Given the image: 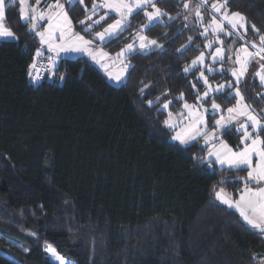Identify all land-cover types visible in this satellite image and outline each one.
Instances as JSON below:
<instances>
[{"label":"trees","instance_id":"16d2710c","mask_svg":"<svg viewBox=\"0 0 264 264\" xmlns=\"http://www.w3.org/2000/svg\"><path fill=\"white\" fill-rule=\"evenodd\" d=\"M5 1L16 39L0 41V264H59L49 247L65 264H258L264 233L216 198L220 188L239 196L247 168L209 163L201 138L183 145L164 123L166 101L177 114L206 90L200 66L184 71L207 40L186 0H157L168 15L144 33L160 47L133 52L120 84L79 55L58 61L63 83L38 85L29 81V67L39 36L19 1ZM91 5L66 3L76 32L85 34L78 21ZM227 7L246 17L248 39H259L252 25L264 34V0H228ZM203 14L210 15L207 7ZM130 21L105 41L108 53L117 54L147 23L143 10ZM208 79L232 76L215 72ZM239 86L261 113L263 86ZM232 89L207 103L233 106ZM217 117L208 113L210 130ZM220 134L218 140L242 146L237 128Z\"/></svg>","mask_w":264,"mask_h":264},{"label":"snow or ice","instance_id":"6c2138e0","mask_svg":"<svg viewBox=\"0 0 264 264\" xmlns=\"http://www.w3.org/2000/svg\"><path fill=\"white\" fill-rule=\"evenodd\" d=\"M15 2V0H13ZM228 0H222V2L211 3L210 11L213 13L211 20L207 25H204V17L202 15V9H204L208 0H200V3L195 7V16L197 22L203 27L201 35L207 37L209 34L214 35V40L209 42L205 47L212 48L215 43L223 44V41L219 40L220 35H238L240 39H244V35L240 34V29H244L246 34L247 28L245 27L246 17L239 12L229 13L227 8ZM20 9L19 12L22 14L24 21L30 22L31 30L35 31L38 27L39 21L47 19V27L44 31H36V35L40 37L42 45H47L48 50L56 52L60 51H86L92 56L94 60L99 62L98 57L103 59L109 54L104 52L103 49H98L96 52L93 51L95 40L100 42L107 41L111 43L113 39H117L123 31L131 27L129 18L134 14H139L140 10H143V14L146 17L147 23L141 24L139 31L136 33V38L140 41V49H145L150 46H157L155 39H148L142 33L145 30H150L154 27L160 18L168 15L167 12L162 11L158 8L157 0H92L91 8L85 7L87 15L84 19L78 21V24L82 26V30L85 34L92 32L96 25H99L102 21H105L109 16V11L115 13L118 18L112 23L108 24L102 31L96 32L93 39H85L84 35L73 30L72 20L69 18L68 12L65 10V4L60 3V0H55V3L48 4L46 9L38 10L41 0H35V4L31 3V0H19ZM71 6L75 4H84V0H66ZM184 9H188L190 4L185 2L183 4ZM151 8L152 11L148 9ZM103 10V15L100 12ZM216 14L220 15V19L217 20ZM93 17H98L94 19ZM171 19V17H169ZM5 19V0H0V37H13L15 34L4 25L3 20ZM187 20L188 17L186 16ZM225 23L230 26L231 31L225 29ZM253 30L257 33L259 40L257 41H246L244 46L237 49L235 52V60L233 63L238 67L230 69L231 76L234 77V83L236 88L233 92H228V98H232L233 95L238 97L236 106L229 107L227 109L228 116L225 118L221 116L220 119L215 120L213 129L220 128L223 131H228V125L232 121H236L239 117H244V122L239 125L238 131L242 132L241 144L242 147L239 150H233L226 143L221 141L220 148L209 150V163H219L221 165L227 164L230 168H237L243 170L247 168V176L239 178L243 180L244 186L239 194L238 200H232L222 195L223 190L217 192L216 195L223 203L229 207H234L239 211L240 216L244 221L247 222L254 229H258L259 232L264 233V136L260 133L264 132V113H255V110L248 104H245L244 97L239 89V84L248 71L249 64L255 60L259 68L255 72L254 76L258 77L262 86H264V34L260 33V30L252 25ZM57 38L60 43H56ZM191 40V38H189ZM249 47L253 51L249 50ZM134 51L133 44H127L124 48L116 54L117 58L122 57L125 53H132ZM40 51L37 50V55H40ZM213 62H223L224 51L222 48L217 47L214 53H210ZM231 60L232 57L229 56ZM54 65V59L50 58ZM205 60V53L201 52L198 57L191 61L190 65H186L184 68L185 72L197 65H203ZM130 65H124L125 68ZM35 63L30 65V68L34 69ZM106 67V65H105ZM205 68L209 72H214L215 69L205 65ZM222 71H228V69H222ZM31 75V73H29ZM121 75H117L115 79L119 81ZM36 79L37 77H33ZM200 78L203 79V83L206 86V90L197 97V105H190L187 102L184 103L183 108L187 110L186 115L181 112L177 117V123H173L172 113H169V119H166L164 123L170 127H177L179 123H183L187 120L188 123L181 131L177 132L174 137L176 140L183 144H187L190 141L196 140L198 137H203L205 143L219 139L216 136L215 131L212 132L211 136L207 134V121L203 114H201V108L203 104L208 102L210 93H222L227 91L228 88L232 87L233 82L226 84H219L213 88L209 83L208 78L202 71ZM147 87V85H145ZM195 87V85H193ZM143 92V89H141ZM183 98L181 93L178 99ZM159 99V98H157ZM152 102L149 101V104ZM168 103H165L163 107L168 108ZM221 106L215 102L214 99L211 101V109L213 112L220 110ZM207 108H203L204 113H208ZM255 113V114H254ZM249 128L252 131H249ZM211 157H215L212 160ZM256 158L255 163L253 158ZM255 185L250 186V185ZM47 251L51 253L59 264H65L63 257L54 249L47 248ZM260 264H264V259H261Z\"/></svg>","mask_w":264,"mask_h":264},{"label":"rangeland","instance_id":"374dc122","mask_svg":"<svg viewBox=\"0 0 264 264\" xmlns=\"http://www.w3.org/2000/svg\"><path fill=\"white\" fill-rule=\"evenodd\" d=\"M185 2H187V3H189L190 4V7L188 8V10H189V15H192V13H195V7H196V5H198L199 3H200V0H186ZM184 2V3H185ZM213 2H222V1H218V0H215V1H212V0H208V4H207V9L209 10V12H210V15L209 16H204V14H203V9H202V15H203V17H204V25H207L209 22H210V20H211V16H212V12L210 11V7H211V3H213ZM61 3H63V2H61ZM157 6V5H156ZM158 7V6H157ZM159 8V7H158ZM228 8V7H227ZM161 9V8H160ZM149 11H152V9L151 8H149L148 9ZM162 10V9H161ZM107 11H109V16H112V18L110 19V17L108 16L107 18H106V20L105 21H102L99 25H96L94 28H93V30H92V32H90L92 35H91V37H89V36H87V35H85V34H83V33H81V32H78V33H80L81 35H84L85 36V39H93L94 38V36H95V33L96 32H100V31H102L105 27H107V25L108 24H110V23H112L113 21H115L117 18H118V16L115 14V13H113V12H111L110 10H107ZM163 11V10H162ZM228 11H229V9H228ZM233 12H238V11H233ZM229 13H231L230 11H229ZM240 13V12H239ZM242 14V13H241ZM100 15H103V10L100 12ZM243 15V14H242ZM216 16H217V20H219L220 19V15L219 14H216ZM244 16V15H243ZM132 17V16H131ZM131 17L129 18V22H131L130 20H131ZM245 17V16H244ZM94 19H96V18H98V17H93ZM197 19V18H196ZM160 20H162V17L160 18ZM200 24V23H199ZM38 25H39V23H38ZM200 26H201V24H200ZM245 27L247 28V31H248V22H247V20H246V22H245ZM201 28H202V32H203V27L201 26ZM225 29L227 30V31H231V29H230V26H228L226 23H225ZM73 30H74V28H73ZM35 31H44V28H42L41 29V27H37V29L35 30ZM75 32H76V30H74ZM137 33V32H136ZM136 33L134 34V36H133V40L131 41V42H129L128 44H133L134 45V51L133 52H135L136 50H139V51H148V50H151V46L150 47H148V48H145V49H140V47H139V44H140V41L136 38ZM143 35H145V33L143 32L142 33ZM240 34L241 35H244V39H240L239 38V36L238 35H231V36H228V35H220L219 36V40L220 41H223V44H220V43H215V45H214V47H212V48H207V47H205V49L202 51V52H204L205 53V60H204V64L203 65H197V66H200L201 67V71H200V73L203 71L204 72V75L208 78V73H215V72H224V71H222V69H228V73H230V75H231V71H230V69H232L233 67H238V65H235L234 63H233V61L235 60V52H236V50L237 49H239V48H241L242 46H244V44H245V42L246 41H257L258 42V40L259 39H253V38H250V39H248L247 38V36H246V34H247V32H246V34L244 33V29H240ZM146 36V35H145ZM204 36V35H203ZM147 37V36H146ZM205 37V36H204ZM40 38V37H39ZM148 38V37H147ZM149 39V38H148ZM207 40H206V42H205V46L209 43V42H211V41H213L214 40V35L213 34H209L208 36H207V38H206ZM56 43H60V40L57 38V40H56ZM105 42H100L99 40H95V42H94V46H93V51L94 52H96L98 49H103V51L104 52H106V49L104 48V46H103V44H104ZM127 45V44H126ZM125 45V46H126ZM124 46V47H125ZM123 47V48H124ZM217 47H220V48H222L223 49V51H224V57H223V62L221 63V62H213V59H212V56L210 55V53H214L215 51H216V48ZM152 49H154V48H152ZM41 50L42 51H45V50H48V47H47V45H42L41 44ZM249 50L250 51H253V49H251V47H249ZM49 52H53V51H50V50H48ZM120 52V51H119ZM118 52V53H119ZM132 52V53H133ZM54 53V52H53ZM132 53H125V55L124 56H122V57H119V58H117V56H116V54L115 55H113V56H115V58H116V61H117V63L119 64V65H116L117 66V70H123V67L122 66H124V65H126V64H128L127 63V59H128V57L132 54ZM201 53V52H200ZM53 55H55V58H54V60H55V63H57V61H58V57H71V58H74V57H77V56H79V55H85V56H87V57H89L92 61H94L99 67H101L103 70L104 69H106V67H105V65H107L108 64V62H109V60L108 59H106V58H103V59H100L99 57H98V60H99V62H97V60H94L93 58H92V56L91 55H89V53L88 52H86V51H72V50H69V51H60L58 54L55 52ZM200 55V54H199ZM198 55V56H199ZM197 56V57H198ZM229 56H231L232 57V59L230 60L229 59ZM195 59V58H194ZM191 64V63H190ZM189 64V65H190ZM216 64V65H215ZM205 65H207L208 67H212L213 69H215V71L214 72H209L208 71V73L206 72L207 70H206V68H205ZM194 67H196V66H194ZM194 67H192V68H194ZM258 68H259V65H258V63L255 61V60H253L250 64H249V66H248V71H247V73H246V75L244 76V78L242 79V81L240 82V84H249V85H251L252 86V84H255V82H258L259 84H261L260 83V80H259V78L258 77H255L254 76V74H255V72L258 70ZM116 69L115 68H110V69H107L105 72H106V74L110 77V78H112V74H114V71H115ZM125 78H121L119 81H115L114 80V82L115 83H118V84H120L123 80H124ZM234 77H232V80H230V81H221L220 83H211L210 81H209V83L210 84H213L212 85V87L213 88H215V87H217L219 84H226V83H229V82H233L232 83V87H233V89L232 90H230V92H233L234 93V90H235V88H236V84L234 83ZM203 80V79H202ZM209 80V79H208ZM239 84V85H240ZM239 89H240V86H239ZM224 92V91H223ZM240 92L242 93V95H243V97H244V103L245 104H248V102L246 101V99H245V95H244V92L240 89ZM262 93L264 94V86H263V91H262ZM216 93L215 92H213V93H210V96H214ZM237 99H239L238 97L236 98V103H237ZM208 101H209V99H208ZM165 103H168V108L166 109V110H168V112H171L170 111V104H171V101L170 100H168V101H166ZM164 103V104H165ZM236 103L233 105V106H230V107H234V106H236ZM188 104H190V105H197V103H188ZM217 104H219V103H217ZM220 105V104H219ZM249 105V104H248ZM221 106V108H220V110H218V111H215V112H213V110L211 109V103H204L203 104V108H207L209 111H208V113H212V114H218L219 115V117H217L216 119H220V117L221 116H224L225 118H227V116H228V113H227V109L229 108V107H223L222 105H220ZM250 106V105H249ZM203 108H201V114H203L204 115V117H205V120L207 121V129H208V132H207V134L211 131L210 129H209V127H208V120H207V115H208V113H204L203 112ZM253 109V108H252ZM255 110V109H254ZM262 110V112L261 113H264V109H261ZM181 112H184V114L186 115V113H187V110L186 109H182V111ZM180 112V113H181ZM172 113V112H171ZM180 113H177V114H175V113H172V120H173V123H177V117H178V115L180 114ZM255 113H258V111L257 110H255ZM254 113V114H255ZM167 119H169V116L167 117ZM244 117H239L236 121H232L229 125H228V129L229 128H231V127H236V128H239V125L241 124V123H243L244 122ZM188 123V121L187 120H184L183 121V123H179L178 124V126L177 127H171L172 129H174L175 131H176V133L174 134V137L176 136V134H177V132H179V131H181V129L182 128H184L185 126H186V124ZM169 126V125H168ZM213 131H215V133H216V136L217 137H219L220 138V131H222V129H220V128H215V129H212V132ZM249 131H252V129H249ZM212 132L210 133V135L209 136H211V134H212ZM199 138V137H198ZM197 138V139H198ZM203 138V137H202ZM175 139V138H174ZM196 139V140H197ZM176 140V139H175ZM196 140H194V141H196ZM194 141H190L189 143H187V144H183V145H189V144H191V143H193ZM221 141H223V140H221ZM220 141V142H221ZM180 142V141H179ZM204 142H205V140H204ZM219 142V143H220ZM224 142V141H223ZM181 143V142H180ZM210 143V146L208 147V149L210 150V149H213V147H217V145L219 144V143H216V142H214L213 143V141L212 142H209ZM205 144V143H204ZM221 190H223V192H222V195H224V196H226V197H228V198H231L232 200H238L239 199V196H235L233 193H231L230 191H228V190H226V189H224V188H220L217 192H220ZM216 198H217V200H218V202H220V203H222V204H225V203H223V201L221 200V199H219L218 197H217V195H216ZM225 205H227V204H225ZM228 206V205H227ZM231 208H233V209H235L234 207H231Z\"/></svg>","mask_w":264,"mask_h":264},{"label":"built area","instance_id":"2783aa9c","mask_svg":"<svg viewBox=\"0 0 264 264\" xmlns=\"http://www.w3.org/2000/svg\"><path fill=\"white\" fill-rule=\"evenodd\" d=\"M39 51L41 53L40 55H37V51L33 54L31 65L35 63L36 67L34 69L29 67V73H31V75L29 74V81L33 85H38L43 82L63 83L65 73L59 70V65L55 63V60L53 65L50 58L54 59V57L41 49ZM33 77L37 78L34 79Z\"/></svg>","mask_w":264,"mask_h":264},{"label":"crops","instance_id":"0c3cea01","mask_svg":"<svg viewBox=\"0 0 264 264\" xmlns=\"http://www.w3.org/2000/svg\"><path fill=\"white\" fill-rule=\"evenodd\" d=\"M19 1V0H18ZM61 2H63L64 4H65V10H66V0H60V3ZM31 3L34 5L35 4V0H31ZM51 3H55V0H41V3H40V5H39V8H38V10H42V9H46V7H47V5L48 4H51ZM5 5H6V1H5ZM67 11V10H66ZM6 15V14H5ZM69 18H70V16H69ZM71 19V18H70ZM3 23H4V25L5 26H7L6 25V22H5V19L3 20ZM72 25H73V23H72ZM39 27H41V29L42 28H44V30L46 29V27H47V19H45V20H43V21H39V25H38ZM3 39H16V36L14 35L13 37H7V38H5V37H0V41L1 40H3ZM40 39V38H39ZM158 44V43H157ZM159 45V44H158ZM151 49L152 48H158L157 46H151L150 47ZM41 49V48H40ZM45 53H47V54H49V55H51V56H53L54 58H55V55H53L54 53L52 52H49L48 50H45L44 51ZM107 52V51H106ZM108 53V52H107ZM109 55L107 56V57H104V58H106V59H108L109 60V62H108V64L106 65V69H104L103 71L105 72L107 69H110V68H115L116 70L114 71V74H112V78H110L112 81H117L116 79H115V77L117 76V75H121V74H123L122 76H121V78L123 77V78H125L126 77V74H127V72H128V69H129V67H127V68H125L124 66H122L123 67V70H117L118 68H117V66L116 65H119L118 63H117V61H116V58H115V56H113L112 54H110V53H108ZM59 59H58V61H60L62 58H65V56L64 57H58ZM58 61H57V63H58ZM127 65H129V63L127 64ZM106 73V72H105ZM236 128V127H235ZM237 130H238V128H237ZM212 132V130L208 133V135H210V133ZM199 138H201L202 140H203V142H204V138H202V137H199ZM198 138V139H199ZM221 140H223L224 141V143H226L230 148H232L233 150H239L242 146H240V147H233L232 145H230L228 142H226L224 139H220V140H218V139H216V140H214L213 141V143L214 142H216V143H219ZM210 142H212V141H210ZM205 143V142H204ZM221 143V142H220ZM220 143L217 145V147H216V149H219L220 148ZM206 144V143H205ZM207 145H208V147L210 146V143H207ZM208 153H209V150H208ZM207 159L209 160V156L207 155ZM211 159L212 160H215V157H211ZM255 160H256V158L254 157L253 158V162L255 163ZM218 166H220V167H227V168H230L227 164H225V165H221V164H219V163H216ZM246 168V167H245ZM254 187V186H253ZM236 209V208H235ZM237 210V209H236ZM238 211V210H237ZM239 212V211H238ZM264 259V258H263ZM258 264H260V262L258 263Z\"/></svg>","mask_w":264,"mask_h":264},{"label":"bare ground","instance_id":"6f19581e","mask_svg":"<svg viewBox=\"0 0 264 264\" xmlns=\"http://www.w3.org/2000/svg\"><path fill=\"white\" fill-rule=\"evenodd\" d=\"M47 83H51V82H47ZM53 84V83H52Z\"/></svg>","mask_w":264,"mask_h":264}]
</instances>
